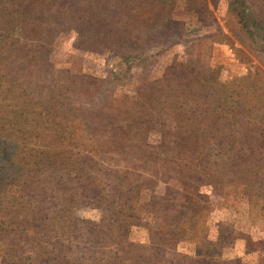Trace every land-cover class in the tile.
I'll return each instance as SVG.
<instances>
[{"label": "rangeland", "instance_id": "rangeland-1", "mask_svg": "<svg viewBox=\"0 0 264 264\" xmlns=\"http://www.w3.org/2000/svg\"><path fill=\"white\" fill-rule=\"evenodd\" d=\"M130 1L139 3L134 11L122 7L128 0H0V163L8 166H0V264H264V140L260 148L245 146L239 129L209 151L185 146L170 154L176 125L170 121L165 141L139 124L126 151L103 131L99 139L107 145L85 150L97 136L84 126L93 119L78 110L83 100L70 80L108 89L119 103L136 100L143 84L173 67L202 66L216 70L229 90L239 85L264 115L262 43L242 30L234 0H169L171 19L168 11H141L136 22L145 26L132 32L140 38L118 50L107 24L124 19L116 12L134 17L150 3ZM246 5L264 19V0ZM23 38L36 64L19 72L12 55ZM67 141L71 166L61 155ZM14 148L25 161L12 155ZM181 172L187 176L180 181ZM183 197L194 202L183 207Z\"/></svg>", "mask_w": 264, "mask_h": 264}, {"label": "trees", "instance_id": "trees-1", "mask_svg": "<svg viewBox=\"0 0 264 264\" xmlns=\"http://www.w3.org/2000/svg\"><path fill=\"white\" fill-rule=\"evenodd\" d=\"M138 4L139 3L133 4L128 0V4L125 3L122 7H127V9L134 8V11L138 8ZM144 7L145 5L142 6V8ZM169 7H171L169 0H150L149 5L145 9L141 8L137 14H134V17H132V13L128 12V10L123 13L116 12V14H118L117 16H122L124 19H121L120 23L117 24H107L111 26L112 33H107L106 36L113 38L114 43L112 44L119 50V45H121L124 40L140 38L132 32H138L145 26L143 23L136 22V18L139 17L141 11L145 10L146 12L150 11L152 14L159 13L161 15L167 14L166 12L168 11L167 19H171V10ZM231 10L235 14L245 34L253 42H255V40L261 41V52L264 54V19H259L249 12L251 9L246 5V0H234L231 5ZM64 20L65 19H62V21ZM155 20L156 19L153 18L151 22L154 24L157 23ZM118 25L121 26L118 27ZM161 25H165V22L163 23L162 21ZM8 37H10V34ZM28 42L30 41L24 38L20 40V42H16L20 43V46H17L16 54L12 55V62L15 65V70L18 69L19 72L22 70L21 65H24L23 69H25L29 66H35L36 64L35 60L28 55L31 51L28 47ZM123 62H129V59L126 58ZM131 67L132 66H130V69ZM176 67L179 66L177 65ZM180 67L179 69L181 70H179V72L178 70H172L173 67L163 78L143 84L140 87L139 97L136 100L125 98L124 101H121L119 99V103H116L114 96L110 95L111 93H109L110 90L108 89L102 90V88L97 86L94 87L95 89H91L92 87L84 83H77L74 80H70L69 84L72 93L83 100L81 108L78 110L81 112L87 111V115L93 119L91 128L87 122L84 126L87 127L89 134L95 133L97 136L95 138L93 135H90V140H88L89 142L85 150L92 154L98 150V147L102 148L104 147L103 145H107L102 139H99L100 134L98 133L103 131L108 133L109 137L107 139L113 145H116L120 150L126 151L129 145L135 140L133 135L135 134V128L139 124L143 125L144 130H153L152 132L160 135L161 139L163 138L162 141H165L168 138L167 126L165 123L170 121L176 124L173 127L172 133L175 138V143L167 148L170 154L183 151L186 149L185 146L192 152H198V150L200 151L202 149L205 152L209 151L214 149V147L221 146L222 144L218 143L223 140L226 135L235 134L237 130L239 132V129L243 132V135L239 133L241 136L240 140L247 141L245 142V146H251L253 144L255 147L260 148L263 145L262 141L264 140V135L262 134L264 133V115H262L260 111L258 113L253 111L251 108L252 105L249 104L250 101L237 90L239 85L233 86L231 90H229L228 88L230 86L221 82L219 77L215 75L217 71L213 69L204 68L202 66L201 68L192 69L193 66L187 65H181ZM11 74L12 72L9 73V75ZM74 77L75 75H72L70 78ZM84 78L89 79L87 76H84ZM108 81L113 83L111 80ZM254 81L255 79L253 78L251 84H253ZM241 82H245L244 79H242ZM245 83L250 85V82ZM50 95L51 99H58L57 104L60 103L62 96L57 95L56 91L51 92ZM17 96L23 98L24 93L19 92ZM230 97L233 101H229ZM249 98L252 99L251 97ZM210 99H214V104L212 106ZM214 107L216 108L215 110L213 109ZM45 108H48V106L45 104L42 105V109ZM37 116L40 117V113H38ZM219 119L225 122L222 125H215V122ZM246 119L249 121H246ZM35 121L38 122V120ZM203 122H205V124H202ZM78 128H80V126H78ZM31 132L35 131L32 130ZM72 136L73 133L70 134V137ZM56 139L65 138L47 137L48 141ZM203 141H205L204 144ZM203 145H208V147H202ZM3 149H5L4 152L7 154L9 150L7 141L3 143ZM22 150H25V154L29 155L38 152L30 148H23ZM12 155L17 159L18 157L22 158L19 151L15 150V148L14 153L12 151ZM61 155L67 161L68 165L71 166L75 164L76 161L73 157V149L70 143L68 144V141L63 145ZM16 158H12L9 162L10 168L13 163H17ZM88 159H92L91 156L88 157ZM21 160L25 161V158ZM3 161H9V158L6 157ZM172 164L173 163L168 160L166 168H170ZM0 166H4V168L8 167L1 163ZM21 166L20 172L26 169L27 161ZM14 172L17 176L19 175L17 167ZM253 175L251 177H253ZM17 176L15 178H17ZM186 176L187 173L181 172L179 180L186 179ZM257 176L258 173H256L253 178ZM262 182H264V176L262 177ZM192 202H194L192 198L183 197L180 204L187 208L190 203L192 205Z\"/></svg>", "mask_w": 264, "mask_h": 264}]
</instances>
